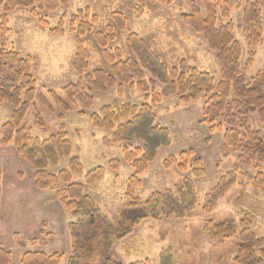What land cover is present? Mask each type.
Listing matches in <instances>:
<instances>
[{"label": "rangeland", "instance_id": "obj_1", "mask_svg": "<svg viewBox=\"0 0 264 264\" xmlns=\"http://www.w3.org/2000/svg\"><path fill=\"white\" fill-rule=\"evenodd\" d=\"M193 1L203 8L200 0ZM221 1L233 3L229 20L222 22H232L235 26L233 36L243 50L242 73L251 82L264 69V0H257L262 10L263 43L256 50L254 66L250 70H245L249 55L243 32V13L245 4L251 0ZM58 2L61 6L55 11L40 10L35 6L7 13L11 30L8 48L24 58L33 59L31 76L38 95L46 94L48 90L58 92L83 79L85 73L79 74L73 66L77 55L78 21L85 20L88 15L91 18L96 16L97 22L93 25L94 33L84 41L91 55L86 73L108 69L95 34L112 25L111 16L115 12L125 15L129 31L146 40L168 68L186 60L219 82L217 54L201 35L186 27L181 20V14L191 12L185 0H174L170 6L151 0ZM224 3H221L222 10H227ZM60 24H63L62 32L52 35L51 29L59 28ZM127 35V31L117 32L116 41L111 46L121 49L126 57L130 55ZM91 95L94 98L91 109H84L78 102L68 112L53 102L47 107L31 103L23 122L31 136L45 140L63 131L73 145L72 156L50 167L49 173L57 175L70 170L73 157L80 159L84 176L99 167L105 168V177L95 185H87L83 174L74 175V182L84 187L85 194L98 207L100 216L108 221H115L127 206L137 201L135 199L144 204L157 193H176L186 179H191L197 190L198 204L191 217L145 220L125 239L113 241L110 253L115 260L121 264L144 261L151 264H234L237 240L214 245L204 230L209 219H232L238 224L249 217L252 230L258 237H264V184H256L258 174L264 175V164H244L235 148L227 145L224 133L211 132L210 126L204 123L206 95L188 105L181 104L179 97L173 96L163 99L155 107L156 124L170 131L171 144L159 150L148 171L140 176L141 186L134 189L132 196L128 194V184L134 171L125 162L122 145H106L105 139L112 133L95 129L91 116L115 101L142 105L146 103V96L129 85L123 87L122 93L115 88L105 93L93 91ZM12 113L13 108L9 104H0V141L3 126L11 120ZM224 118L216 119V123L224 122ZM250 122L253 133L264 137V124L258 114L252 115ZM191 151L194 156L186 171H181L176 165L165 166L172 156L179 158L182 152ZM112 160L121 162L120 169L111 170ZM198 160L206 171L201 178L193 174ZM35 173V169L18 155L14 144L0 147V249L11 253L12 264H22L23 255L32 252L59 254L63 256L61 264H69L74 247L70 227L72 224H85L87 219L69 212L58 198L57 190L38 189ZM229 175L236 184L224 193L208 214L205 213L208 195L222 178Z\"/></svg>", "mask_w": 264, "mask_h": 264}, {"label": "trees", "instance_id": "obj_2", "mask_svg": "<svg viewBox=\"0 0 264 264\" xmlns=\"http://www.w3.org/2000/svg\"><path fill=\"white\" fill-rule=\"evenodd\" d=\"M157 4L170 6L174 0H151ZM190 13L181 14L186 27L201 35L209 48L217 54L220 66L219 82L205 71L181 60L168 68L150 44L136 33L130 32L123 13L112 14V25L104 32L95 34L98 47L103 51L107 70H94L86 73L90 67L91 55L85 46V38L94 33L97 17L86 16L78 21L77 55L74 70L84 74L83 79L71 83L61 90H48L38 95L31 76L34 64L32 58L8 48V36L11 33L7 13L17 8H34L55 11L60 8L58 0H0V104L7 103L13 108L11 120L2 129L0 147L14 144L18 155L35 169V184L40 190H57V196L63 206L75 214L85 216L86 223L72 224L74 247L69 264H121L110 253L115 239L122 240L145 220L185 219L192 216L197 207V190L191 179H186L176 193L167 191L153 195L146 203L139 199L123 210L115 221H108L100 216L95 202L85 194L84 187L74 182V175H82V166L78 157L70 160V170L54 175L50 167L57 166L63 158L73 153V145L62 131L48 139L41 140L31 136L23 127L30 105L37 102L45 107L51 102L63 111H70L78 103L84 109L94 106L91 92H107L117 88L120 93L125 85L146 96V103L136 105L115 101L104 106L91 116L95 129L112 133L105 139L106 145H122L125 162L134 175L128 184V194L141 186L140 176L148 171L149 166L158 157L160 149L170 146L171 135L167 128L156 124L155 107L165 98L177 96L181 104L188 105L202 95L208 97L205 104L204 123L211 132L224 133L229 147L235 148L240 160L246 165L264 164V137L254 134L250 122L252 115L258 114L264 124V69L257 78L248 82L242 73L243 50L234 38L235 26L229 20L232 2L221 0H200L203 8L193 0H185ZM66 3V1L64 2ZM227 10H222L223 5ZM1 11L3 14H1ZM90 13L89 11L87 12ZM42 24L47 25L42 21ZM59 28L51 29L52 35L62 32ZM127 31V46L130 55L125 56L119 48H111L116 41L117 32ZM243 32L248 42L249 59L245 70L254 66L256 50L263 43L262 10L257 0L248 1L243 13ZM162 88V91L159 89ZM25 97V100L23 99ZM150 102V103H149ZM225 116V121L216 123V119ZM244 133V135L240 134ZM194 152H182L179 158L171 157L165 163L167 168L178 166L186 171ZM121 162L112 160L111 170L120 169ZM194 177L201 178L206 171L201 161L195 162ZM106 169L99 167L84 176L87 185H95L103 180ZM264 184V175L258 174L256 184ZM236 184L232 176L222 178L208 195L205 213H209L224 193ZM1 197V189H0ZM251 218L246 217L238 224L232 219L216 221L209 219L205 232L214 245L227 244L237 240L234 264H264V237H258L252 230ZM63 256L48 255L44 252L26 253L22 264H61ZM0 264H12V255L0 249ZM134 264H151L149 261Z\"/></svg>", "mask_w": 264, "mask_h": 264}]
</instances>
